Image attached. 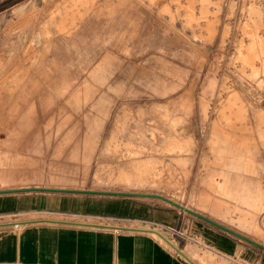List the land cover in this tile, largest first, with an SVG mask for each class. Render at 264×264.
Returning a JSON list of instances; mask_svg holds the SVG:
<instances>
[{
	"label": "rangeland",
	"instance_id": "1",
	"mask_svg": "<svg viewBox=\"0 0 264 264\" xmlns=\"http://www.w3.org/2000/svg\"><path fill=\"white\" fill-rule=\"evenodd\" d=\"M9 197L73 212L0 224H123L88 210L132 205L188 220L156 231L198 264L195 224L264 259V0H0Z\"/></svg>",
	"mask_w": 264,
	"mask_h": 264
},
{
	"label": "crops",
	"instance_id": "2",
	"mask_svg": "<svg viewBox=\"0 0 264 264\" xmlns=\"http://www.w3.org/2000/svg\"><path fill=\"white\" fill-rule=\"evenodd\" d=\"M69 203L71 205V202L56 198H0V216L69 215L73 212ZM88 211L95 216H115V220L123 224L41 219L1 223L0 264H198L186 255L183 246L166 244L156 231V228L176 227L179 222L181 231L191 230L189 221L183 220L176 212L132 205L113 207L106 203ZM196 225L198 228L193 236L201 240L203 246L198 242L190 243L189 251L195 250L193 245L208 249L213 264H219L220 259L264 264L262 257L233 238L212 228Z\"/></svg>",
	"mask_w": 264,
	"mask_h": 264
},
{
	"label": "bare ground",
	"instance_id": "3",
	"mask_svg": "<svg viewBox=\"0 0 264 264\" xmlns=\"http://www.w3.org/2000/svg\"><path fill=\"white\" fill-rule=\"evenodd\" d=\"M144 120H145V119H144ZM145 123H146V122H145ZM138 127H140V126H138ZM145 128H146V127H145ZM138 129H139V128H138ZM129 133H130V132H129ZM141 133H143V132L141 131ZM141 133H140V135L138 134L139 137L142 135ZM130 135L133 136V134H130ZM131 136H130V137H131ZM143 136H144L143 139L145 138V140L147 141L145 134H144ZM130 137H129V138H130ZM133 138H134V137H133ZM139 139H140V138H139ZM136 142H137V141H136ZM150 142H151V140H150ZM139 143H140V142H139ZM139 143H138V144H139ZM153 144H154V143H153ZM148 146H149V145H148ZM145 147H147V146H145Z\"/></svg>",
	"mask_w": 264,
	"mask_h": 264
},
{
	"label": "water",
	"instance_id": "4",
	"mask_svg": "<svg viewBox=\"0 0 264 264\" xmlns=\"http://www.w3.org/2000/svg\"><path fill=\"white\" fill-rule=\"evenodd\" d=\"M231 234H233L234 236H237V237H239V238H242L241 236H239V235H237V234H235V233H231ZM243 239V238H242Z\"/></svg>",
	"mask_w": 264,
	"mask_h": 264
}]
</instances>
